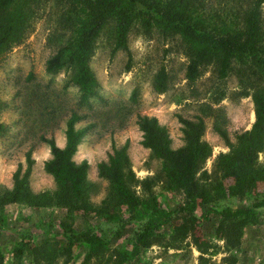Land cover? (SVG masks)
<instances>
[{
	"label": "rangeland",
	"instance_id": "rangeland-1",
	"mask_svg": "<svg viewBox=\"0 0 264 264\" xmlns=\"http://www.w3.org/2000/svg\"><path fill=\"white\" fill-rule=\"evenodd\" d=\"M198 1L205 8L200 18L207 17L203 28L223 34L243 24L250 3ZM11 10L23 12L26 28L19 40L0 49V189L12 188V173L19 163L25 166V153L31 149L35 163L30 192L46 195L56 190L53 176L43 170V161L51 156L43 139L54 137L63 145L66 121L76 112L81 117L76 126L89 127L74 155L76 162L86 159L89 163L87 206L93 210L101 205L110 190L109 182L97 174V163L107 160L112 141L120 146L128 140L134 177L127 180L132 190L144 201L155 197L162 209L171 211V217L167 226H159L141 244L137 238L147 224L145 206L129 211L119 205L118 220L100 221L84 213L83 206L71 210L49 201L30 206L0 200V264H229L233 258L236 264H264V208L255 207L264 196V183L236 193L229 190L230 181L221 184L216 162L229 146L213 128L220 123L235 143L236 136L251 127V87L264 86L252 77L254 67L234 61L228 75L220 78L218 64L209 61L190 82L185 76L188 45L182 36L175 31L163 34L154 20L144 28L140 17L145 15L138 13L128 34L132 60L126 69V51L110 55L115 40L111 17L96 38L89 60L97 94L84 101L81 87L73 80L74 65L67 63L54 73L45 69L46 60L63 43L51 34L60 30L64 15H72L69 6L62 0H19ZM260 23L264 33V3ZM162 65L168 79L159 93L154 80ZM138 114L157 116L167 127L173 147L183 144L178 115L204 119V139L212 152L197 173L207 194L197 210H188L182 190L171 184L161 161L140 143ZM258 163L264 165V150ZM227 207L235 209L233 215H222ZM181 223L188 227L184 232L175 230ZM92 235L105 243L89 246L86 240Z\"/></svg>",
	"mask_w": 264,
	"mask_h": 264
},
{
	"label": "trees",
	"instance_id": "trees-1",
	"mask_svg": "<svg viewBox=\"0 0 264 264\" xmlns=\"http://www.w3.org/2000/svg\"><path fill=\"white\" fill-rule=\"evenodd\" d=\"M19 0H0V49L9 43L19 40L24 31L26 19L21 10H11ZM68 5L71 14L64 15L59 31L52 33L54 40H61L62 45L46 60V71L57 72L67 63L74 65L77 72L74 82L82 89V100L96 95V79L89 67V60L94 51L96 38L109 18L115 19V40L110 52L113 56L117 51L127 52L126 69L131 67L132 54L128 49V34L132 21L143 13L141 23L148 29L152 20L158 25L163 34L182 36L189 51V62L185 76L194 82L202 64L215 61L218 64L220 78H225L234 61L250 64L252 77L264 83V33L261 29L260 15L264 0H250L249 8L242 25L235 26L234 32L223 34L220 31L209 32L203 28L206 21L201 14L204 3L198 0H62ZM71 28H69V26ZM167 72L162 65L154 80L156 92H163L167 84ZM251 86V85H250ZM254 121L251 127L236 136V142L231 143L228 134L219 124L213 128L221 135L229 146V150L218 156L216 167L220 174L221 184L230 181L229 190L236 193L246 188H254L259 182L264 183V165L258 163V155L264 150V86L251 87ZM249 94V92H245ZM80 115L72 112L66 121L65 142L56 143L54 137L46 138L51 156L43 161V170L51 174L57 183V188L46 195L32 194L29 188V178L35 159L32 150L25 153V166L19 163L12 173L13 186L10 190L0 189V200L11 204L39 205L54 202L55 205L68 207L71 210L83 206V212L92 213L100 221L118 220L119 205H126L129 211L145 206L147 224L137 241L145 243L146 238L158 229L170 223L171 211L162 209L155 197L144 201L132 190L127 178L132 179L134 173L128 154V140L122 145L111 143V151L107 160L97 163V174L106 179L110 190L101 205L88 207L84 197L88 199L87 174L89 163L86 159L76 162L74 155L78 146L87 133L88 126H76ZM183 134V144L172 146V138L167 127L159 122L155 115L138 114L136 124L141 131L140 143L150 149L151 153L161 161L162 171L171 184L184 193L188 200L187 208L190 212L197 210L205 200L206 190L197 177L200 166L211 155L212 147L204 139L206 129L202 117L189 119L178 115ZM145 187L148 180L145 179ZM45 194V193H42ZM43 196V197H42ZM45 199V200H42ZM83 200V203H81ZM148 204V205H147ZM255 207L264 208V196ZM114 209V211H110ZM235 209H223L222 215H233ZM246 217L245 215L243 216ZM187 225L181 223L175 230L184 232ZM94 237V238H93ZM86 243L96 248L105 241L90 236ZM69 238L67 247L71 248ZM135 248L139 244L134 245ZM229 264H236L234 258Z\"/></svg>",
	"mask_w": 264,
	"mask_h": 264
},
{
	"label": "crops",
	"instance_id": "crops-1",
	"mask_svg": "<svg viewBox=\"0 0 264 264\" xmlns=\"http://www.w3.org/2000/svg\"><path fill=\"white\" fill-rule=\"evenodd\" d=\"M64 144V143H63Z\"/></svg>",
	"mask_w": 264,
	"mask_h": 264
}]
</instances>
